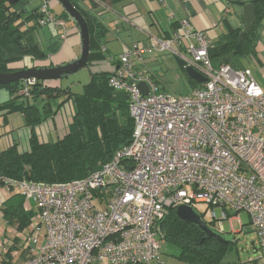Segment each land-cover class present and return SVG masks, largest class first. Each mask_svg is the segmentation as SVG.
I'll list each match as a JSON object with an SVG mask.
<instances>
[{"label": "built area", "instance_id": "2783aa9c", "mask_svg": "<svg viewBox=\"0 0 264 264\" xmlns=\"http://www.w3.org/2000/svg\"><path fill=\"white\" fill-rule=\"evenodd\" d=\"M38 2V26L53 24L64 38L65 21L56 19L48 0ZM211 45L182 20L169 38L123 48L109 85L127 95L132 137L97 171L58 184L0 177L26 210L34 204L44 228L43 244L28 248L23 264H163L157 222L178 206L220 234L227 233L225 223L233 231L232 216L244 213L259 244L250 264H264V91L249 69L215 68ZM152 52L172 54L205 82L186 95L162 91L137 66ZM35 83L22 82L18 96L28 98ZM36 238L32 233L28 242Z\"/></svg>", "mask_w": 264, "mask_h": 264}, {"label": "trees", "instance_id": "16d2710c", "mask_svg": "<svg viewBox=\"0 0 264 264\" xmlns=\"http://www.w3.org/2000/svg\"><path fill=\"white\" fill-rule=\"evenodd\" d=\"M8 1L14 3L7 6ZM77 1L85 0L70 2L81 13L88 26L89 68L105 58L101 50L103 30L97 20ZM123 1L126 0H90V3L95 7L106 2L113 5ZM250 2L255 8L256 23L244 35L241 43H238V39L242 28H238L230 30L214 46H210L208 56L215 68L228 65L239 69L241 61L253 53L257 39L256 27L264 18V0ZM26 5L27 0H0V73L12 72L7 69V65L23 62L27 57H33L32 60H42L46 57H41L43 51L33 39V32L38 26L40 16H33L35 9L27 11ZM55 17L65 21L60 16ZM20 22L24 23L28 31L25 35L22 34V27L16 28ZM30 23L32 24L29 25ZM58 45L59 42L54 43L49 51L55 53ZM111 75L102 71L90 73L88 83L83 85L79 92H72L67 88L52 90L42 87L41 84L45 82H36L29 87L28 98L18 96L22 82L0 86V90L4 89L9 94L7 100L0 101V117L6 120L9 114L20 113L25 125L31 128L55 115L56 111L51 108L50 98H55L60 93L67 95L58 108L68 100L73 103L71 123L61 139L39 143L36 136L31 133L27 152H17L16 145L0 152V177L15 182L41 184L76 181L100 169L119 150L129 145L134 123L128 111L127 95L111 88L109 85ZM186 78L192 83L191 90L201 87V84L187 76ZM54 91L57 93L56 96L53 95ZM0 185L12 191V188L4 183ZM13 198H16L18 205L11 214L22 219L25 217L24 199L17 192L10 199ZM27 224L28 222H23L20 226L26 227ZM157 230L159 238L164 243L178 248L176 258L188 264H223V257L232 244V242L222 244L202 234L197 227L179 221L173 209L168 210L157 222Z\"/></svg>", "mask_w": 264, "mask_h": 264}, {"label": "crops", "instance_id": "0c3cea01", "mask_svg": "<svg viewBox=\"0 0 264 264\" xmlns=\"http://www.w3.org/2000/svg\"><path fill=\"white\" fill-rule=\"evenodd\" d=\"M50 1L52 13L65 20L68 33L64 38H61V29L56 28L53 24L47 25L50 28L48 32H45L43 27L37 26L35 28L33 32L34 41L39 44L42 51L46 49L49 53L42 60L30 59L29 61H33V65L41 67L68 63L78 58L81 52V42L75 23L69 16H66L64 10L55 0ZM250 1L252 0H126L113 5L106 2L95 7H92L90 0L77 1L89 15L97 20L103 30L101 50L105 58L99 61V64L95 63L92 67L89 66V78L90 73L99 71L111 73L113 69H116L119 65L118 58L124 47L137 45L144 48L149 44L150 37H171L177 32L182 20H188L194 30L203 31L214 46L230 30L241 28L239 24L241 8ZM38 6V0L31 5L27 0L26 10H37ZM54 6L61 8L58 13L54 12ZM52 29H54V33H52ZM256 33L257 39L253 53L241 61L239 69H249L255 82L264 91V18L256 27ZM56 42H59L57 51L51 53L49 49ZM118 44L120 45V52L115 57L116 53L112 46ZM154 53H144L142 61L137 63V66L149 75L146 65L155 61ZM25 60L16 63L15 70L22 68L25 65ZM245 63L246 65H244ZM155 81L162 91L168 92L157 79ZM41 85L52 90L67 88L72 91L71 87L64 85L62 80L46 81ZM77 86L78 92L81 91L83 85ZM1 91L6 90L1 89L0 95ZM56 94L54 91L53 95L56 96ZM66 96L64 93H60L55 98H50L51 108L56 111L55 115L33 128L25 125L24 118L20 113L9 114L6 120L0 117V152L14 145H16L17 152H27L31 133L36 136L39 143L61 139L67 133L65 131L71 123V114L73 113L71 100L64 102L59 108L57 107ZM30 102L32 103V101ZM38 106L40 107V104ZM15 194V191L0 185V264H23L28 248L40 247L43 244L44 228L36 219L37 211L33 203L30 204L29 210L23 207L24 218L18 219L11 214L14 207L18 205L16 198L10 199ZM23 222H28L26 227L20 226ZM237 232L239 231L230 230L223 235H230L232 237L230 242L234 244V234ZM32 233L36 234V241L28 242V237ZM258 245V241L257 245L254 243L251 245L254 254L252 257L238 261L236 259L234 261L227 260L223 264H250V261L256 256ZM232 250L229 253L235 255L236 250ZM163 254L161 247L159 261L163 264H188L177 259V254ZM149 264H158V261H152Z\"/></svg>", "mask_w": 264, "mask_h": 264}, {"label": "water", "instance_id": "95a60500", "mask_svg": "<svg viewBox=\"0 0 264 264\" xmlns=\"http://www.w3.org/2000/svg\"><path fill=\"white\" fill-rule=\"evenodd\" d=\"M64 12L69 16L70 19L75 23L81 42V52L78 58L64 64L57 66H47L41 67L33 65L30 68L22 67L18 70L0 73V86H6L13 83H20L24 81L35 80L38 83L46 81L62 80L68 76H71L82 69L88 68V58L90 53V37L87 23L85 22L81 13L74 7L70 0H55ZM256 23L255 8L251 2L244 4L241 8V20L239 22L242 30L239 33L238 43L243 41L244 35H246ZM24 26L23 22L17 24L16 28H21ZM28 31L24 32L27 33ZM177 67L182 69L186 76L195 81L197 84H203L205 78L199 73L193 70L191 67L185 66V63L179 58L174 57ZM138 88L143 95L147 93V87L144 83L138 84ZM176 218L188 225L197 227L202 234L209 238H214L222 244H228L232 237L230 235H223L216 231H213L208 227L205 222L202 221L200 216L186 206H178L174 210ZM253 245V243H251Z\"/></svg>", "mask_w": 264, "mask_h": 264}, {"label": "rangeland", "instance_id": "374dc122", "mask_svg": "<svg viewBox=\"0 0 264 264\" xmlns=\"http://www.w3.org/2000/svg\"><path fill=\"white\" fill-rule=\"evenodd\" d=\"M28 1H29V5H31V3L36 2V0H28ZM54 8H55L54 12L56 13H58V11H60L61 9L58 6H54ZM43 29L45 32L46 31L48 32L50 30V28H48L47 26L43 27ZM22 30H24L23 32L27 31L23 27ZM52 31H53L52 33H54V29H52ZM112 48L116 53L115 57H117L120 52V45L119 44L114 45L112 46ZM153 58H155V61L148 63L146 65V69L149 71L150 75H152L155 79H157L159 83L163 85L168 92L175 95H186L189 93V91H191L192 83L188 81V79L184 74V71L179 67H177V64L174 60V56L172 54L168 52L154 53ZM24 62L26 66L31 65V62L27 58ZM15 65L16 63H10L7 65V69L9 71H15ZM244 65H246V63ZM88 78H89V71L88 68H85L71 76L62 79V82L64 85L71 87L73 92H78L79 88L77 85L79 86L86 85ZM1 92L2 93L0 95V101L7 100V98H9L7 91H1ZM232 217L234 218V220L231 221L233 230L239 232L234 234L235 243L229 247L227 253L223 257V262H226L227 260L234 261L235 259L238 261L239 259L242 260L252 257L254 254L251 248V243L253 242L254 244L257 245L256 234L249 226L247 216L241 212L239 214L233 215ZM204 221L206 223L208 222L207 220ZM240 222L241 224H243V229L241 231L239 229ZM208 227H210V229H212L213 231H216L215 226L208 224ZM224 229L225 232L229 231L228 223L224 224ZM231 250L232 251L236 250V252H234L235 255L229 253V251ZM162 252L164 253L163 255H169V254L174 255V254H178L179 250L176 246L172 244L164 243L162 245Z\"/></svg>", "mask_w": 264, "mask_h": 264}, {"label": "flooded vegetation", "instance_id": "af4514ba", "mask_svg": "<svg viewBox=\"0 0 264 264\" xmlns=\"http://www.w3.org/2000/svg\"><path fill=\"white\" fill-rule=\"evenodd\" d=\"M48 1H49L50 9H51V1H50V0H48ZM13 3H14V1H10V2L8 1V2H6V5H7V6H10V4H13ZM32 14H33V16L38 17V15H39V11H38V9L35 10ZM39 16H40V15H39ZM47 25H48V24H47ZM47 25H45V26H47ZM25 28H26V27L24 26V29H25ZM23 31H24V30H22V34L25 35L26 33L24 34ZM48 53H49L48 50L45 49V50L41 53V57H43V56H47ZM32 58H33V57H27L28 60H30V59H32ZM32 63H33V61L31 62V65H30V66L23 65V67L30 68V67L33 66Z\"/></svg>", "mask_w": 264, "mask_h": 264}]
</instances>
